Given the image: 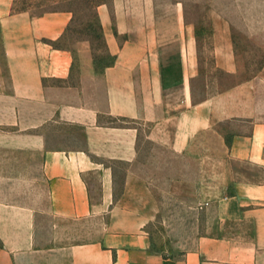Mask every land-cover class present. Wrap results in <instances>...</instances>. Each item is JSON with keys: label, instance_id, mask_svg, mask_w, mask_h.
Segmentation results:
<instances>
[{"label": "crops", "instance_id": "crops-1", "mask_svg": "<svg viewBox=\"0 0 264 264\" xmlns=\"http://www.w3.org/2000/svg\"><path fill=\"white\" fill-rule=\"evenodd\" d=\"M15 1L0 0V264H264L260 77L197 99L181 6L138 21L115 4L114 24L100 9V70L62 45L72 13ZM223 39L216 66L234 76ZM188 221L189 246L156 242L159 222Z\"/></svg>", "mask_w": 264, "mask_h": 264}, {"label": "rangeland", "instance_id": "rangeland-1", "mask_svg": "<svg viewBox=\"0 0 264 264\" xmlns=\"http://www.w3.org/2000/svg\"><path fill=\"white\" fill-rule=\"evenodd\" d=\"M115 4L123 6L126 15V7L136 6L137 11L132 8L129 16L138 21L146 19L147 6L155 7L160 17L178 13L181 6L187 23L195 27L203 66V77L196 88L197 99L245 80L260 77V84H264V0H16L14 8L35 16L61 11L72 13L62 45L75 54L90 53L96 67L103 70L114 64V57L110 54L99 13L100 9L108 7L114 24L118 15L113 11ZM119 15L122 16V12ZM224 34L231 39L239 66L234 76L225 75L216 66L215 54ZM169 223L159 222L155 227V239L160 245L189 246L199 235V223L195 221L181 227L179 222ZM168 233L174 236H167Z\"/></svg>", "mask_w": 264, "mask_h": 264}]
</instances>
